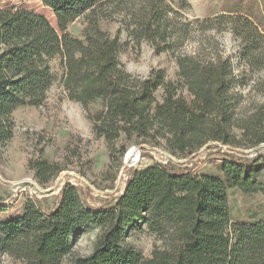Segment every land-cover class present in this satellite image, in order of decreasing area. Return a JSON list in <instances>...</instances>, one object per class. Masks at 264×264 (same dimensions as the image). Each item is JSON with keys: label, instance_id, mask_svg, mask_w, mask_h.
Segmentation results:
<instances>
[{"label": "trees", "instance_id": "trees-1", "mask_svg": "<svg viewBox=\"0 0 264 264\" xmlns=\"http://www.w3.org/2000/svg\"><path fill=\"white\" fill-rule=\"evenodd\" d=\"M42 4L56 28L34 11L0 8V144L12 138L15 109L45 100L55 58L64 68L68 100L81 105L92 131L108 143H149L180 159L210 143L232 149L264 144V0H240L203 19L183 16L179 10L189 7L186 0ZM79 20L83 26L74 35L69 28ZM107 20L119 22L132 41L170 53L176 80L161 70L146 77L123 70L119 31L112 37L102 27ZM222 31L239 42L240 74L218 49L214 34ZM191 42L195 46L186 52ZM226 157L222 177L168 163L131 168L121 196L97 209L66 183L52 209L28 200L20 215L0 219V255L8 264H264V220L233 221L228 205L230 189L264 193L262 167ZM32 168L41 184L63 171L46 160ZM88 227L97 229L92 250L75 255L73 240ZM132 231L153 237L148 255L124 248Z\"/></svg>", "mask_w": 264, "mask_h": 264}, {"label": "rangeland", "instance_id": "rangeland-1", "mask_svg": "<svg viewBox=\"0 0 264 264\" xmlns=\"http://www.w3.org/2000/svg\"><path fill=\"white\" fill-rule=\"evenodd\" d=\"M177 2V0H174ZM189 7L179 11L188 19H203L224 12L240 0H186ZM0 8H18L34 11L48 19L56 28L52 12L43 6L42 0H0ZM83 20L72 24L70 32L77 35ZM102 27L114 37L119 31L117 59L126 72L146 77L152 70H161L169 81L176 80L178 70L175 58L168 52L156 53L145 41L136 43L113 20L102 22ZM218 49L228 57L235 74L243 70L239 61L240 45L229 32L214 34ZM198 37L195 36L197 41ZM194 42L185 51L193 50ZM52 85L45 100L39 106H24L10 115L12 138L0 144V219L7 221L22 213L28 200H33L43 210L52 209L59 201V193L66 183L77 186L87 205L97 209L112 206L121 196L128 170L143 168L153 163L190 168L203 175L222 177L220 165L231 154L243 163L261 166L260 178L264 183V144L252 149H232L218 143H210L186 159L169 155L162 146L149 143L136 145L120 140L108 143L96 136L79 103L69 101L62 86L64 68L59 58L51 61ZM160 100L161 91L156 94ZM125 152L122 154V150ZM129 151L134 157L126 158ZM46 160L63 169L55 178L39 183L32 168L37 161ZM228 205L232 220L255 222L264 220V193L246 195L236 189L228 190ZM97 229L88 227L73 240V252L87 256L93 247ZM154 239L148 233L132 231L123 242L124 248H135L144 255L152 250ZM0 262L8 264L5 256ZM64 264H69L65 262Z\"/></svg>", "mask_w": 264, "mask_h": 264}, {"label": "bare ground", "instance_id": "bare-ground-1", "mask_svg": "<svg viewBox=\"0 0 264 264\" xmlns=\"http://www.w3.org/2000/svg\"><path fill=\"white\" fill-rule=\"evenodd\" d=\"M135 153H133V151H129L126 155V158L128 159L129 157H134Z\"/></svg>", "mask_w": 264, "mask_h": 264}, {"label": "built area", "instance_id": "built-area-1", "mask_svg": "<svg viewBox=\"0 0 264 264\" xmlns=\"http://www.w3.org/2000/svg\"><path fill=\"white\" fill-rule=\"evenodd\" d=\"M165 164V163H164Z\"/></svg>", "mask_w": 264, "mask_h": 264}]
</instances>
